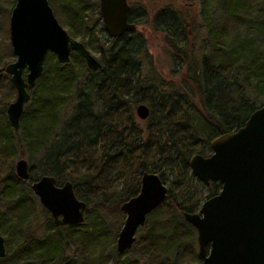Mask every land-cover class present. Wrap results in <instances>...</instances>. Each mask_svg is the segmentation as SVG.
<instances>
[{"label":"trees","instance_id":"trees-1","mask_svg":"<svg viewBox=\"0 0 264 264\" xmlns=\"http://www.w3.org/2000/svg\"><path fill=\"white\" fill-rule=\"evenodd\" d=\"M62 1L68 14L63 19L56 11L59 2L50 0L58 20L67 24L70 36L79 33L77 39L89 49L83 38L91 33L85 6L81 0ZM199 4L201 52L180 50L177 63L184 65L185 77L176 82L136 77L142 40L133 32L106 37L96 47L100 66L95 70L75 51L65 63L47 53L16 130L5 114L14 88L5 81L0 102L5 254L0 264H136L128 252L144 255L147 264H192L197 258L195 230L182 216L200 203V196L194 199L189 191L193 175L187 159L193 152L207 154L212 137L241 125L264 101V0ZM97 18L92 24L100 22ZM153 25L165 32L169 48L180 49L174 44L183 31L178 14L169 10L162 19L154 18ZM4 52L11 54L9 43ZM139 102L148 106L145 119L134 113ZM17 155L25 156L27 179L14 173ZM142 171L157 173L167 186L166 197L146 215L130 248L117 251L113 239L123 215L119 205L136 193ZM41 174L71 181L75 195L88 205L81 222L52 223L29 187ZM204 185V198L219 189L218 181Z\"/></svg>","mask_w":264,"mask_h":264},{"label":"water","instance_id":"water-1","mask_svg":"<svg viewBox=\"0 0 264 264\" xmlns=\"http://www.w3.org/2000/svg\"><path fill=\"white\" fill-rule=\"evenodd\" d=\"M126 9V0H99L101 21L108 36L135 28L133 22L126 21ZM8 40L13 59L4 63L2 70L15 90L14 98L5 106L14 130L47 53L65 63L75 51L88 69L100 66L83 42L59 24L48 0H14L8 16ZM148 112L145 103L134 105L139 119L146 118ZM208 145L207 154L193 152L187 159L196 179L219 182L217 192L204 198L196 211H182L184 220L195 230L196 257L200 264H264V101L241 125L215 135ZM13 168L17 177L28 178L25 158L18 157ZM29 187L54 225L83 220L88 205L75 195L71 181L57 182L53 175L41 174L30 181ZM166 192L167 186L157 173H140L136 193L119 205L123 219L115 236L117 251L130 248L136 230L165 199ZM4 254V236L0 233V257Z\"/></svg>","mask_w":264,"mask_h":264},{"label":"rangeland","instance_id":"rangeland-1","mask_svg":"<svg viewBox=\"0 0 264 264\" xmlns=\"http://www.w3.org/2000/svg\"><path fill=\"white\" fill-rule=\"evenodd\" d=\"M3 1L7 2L8 0H0V66H2L5 62L12 60L13 55L4 52L5 43H8V33H7V18H8V8L10 5H3ZM131 6L138 5L141 10V16H137L135 19L136 29L132 34L142 40L141 52L138 53V57L141 59L140 67L138 71H136V77L138 79H142L144 76H155L158 77V80L163 81H177L178 79L185 77L183 72V66L178 64V59L182 58L181 51H188L194 47L196 50V54L201 52V39L203 36L204 30L202 27H199L201 21L200 15V4L199 0H127ZM168 6L170 10H173L176 14H178L179 18L183 23V31L180 32L179 36L175 37L174 44H176L180 49L169 48L164 42V36H166L165 32L162 30H157L151 24V12L157 6ZM92 20H87L88 26L91 27L89 34H84V39H87L89 42V50L98 57V52L96 47L100 43H104L107 35L103 30H98L100 27V22L95 20L92 24ZM67 27V24H65ZM75 37H79V33L75 34ZM170 37H168L169 39ZM171 42V39H170ZM181 50V51H180ZM194 53V51H193ZM174 65V66H173ZM181 66L182 68L178 67ZM8 79V75L4 72V74L0 73V102L2 101L1 96L3 95V85L5 81ZM135 81V79H134ZM134 81L132 84L135 85ZM150 93V92H149ZM15 95V90L13 97L10 98L12 100ZM145 96L148 95V91H145ZM9 102V101H8ZM7 104V103H6ZM145 119V118H144ZM208 152V151H206ZM18 157L25 156H15L14 161ZM191 185L189 186V191L193 192L194 199L198 196L199 201L201 202L204 199V196L207 192V188L201 181L196 179L194 176L192 178ZM169 186V184H168ZM197 191H196V190ZM195 191V193H194ZM176 190L174 191V193ZM173 193V194H174ZM200 204V203H199ZM197 210V208H196ZM123 214V213H122ZM123 215H121L119 219V225L122 221ZM35 223V221H33ZM196 241V240H195ZM115 242V238L113 239V243ZM197 250V245L195 242V253ZM129 258L133 259L136 264H147L144 255L138 254V252L127 253ZM180 264H185L181 262ZM190 264V263H186ZM192 264H200V260L198 258L192 259Z\"/></svg>","mask_w":264,"mask_h":264},{"label":"flooded vegetation","instance_id":"flooded-vegetation-1","mask_svg":"<svg viewBox=\"0 0 264 264\" xmlns=\"http://www.w3.org/2000/svg\"><path fill=\"white\" fill-rule=\"evenodd\" d=\"M55 1H58L59 3H57L56 4V11H57V13H60L61 14V18L63 19V15H68L67 14V8L64 6L65 4L63 3V1L61 0H55ZM82 2H80V3H82L84 6H85V8H84V18H86V19H94V18H97L98 20H100V24H101V27H102V30L104 31V29H103V24H102V21H101V14H100V11H99V0H81ZM96 3H95V2ZM48 2H49V4H50V6H51V8H52V11H53V13H54V15H55V17H56V19H57V21L59 22V24L66 30V26H65V24L66 23H61L59 20H58V18H57V16H56V12H54V9H53V6H52V4H51V2H50V0H48ZM93 2V3H92ZM13 3H14V0H13V2H12V4L9 6V10H8V16H9V12H10V8L12 7V5H13ZM91 3L92 4H94L95 5V7H96V9L98 10L97 12H95L93 9H91ZM126 3H127V9H126V21H129V22H133L134 24H135V28L133 29V30H124L123 32H121L119 35H117V36H113V37H111V36H108V34L105 32V34L107 35V37H109V38H114V37H118V36H120L121 34H124V33H127V32H134V30L136 29V25H137V23H135V19H137V16H141V8L138 6V5H135V6H131L129 3H128V1L126 0ZM170 9H169V7L168 6H164V5H161V6H157V7H155L153 10H152V12H151V19H152V22H151V24L153 25V19L154 18H156V19H162L163 18V16L165 15V13H167L168 11H169ZM66 11V12H65ZM65 13V14H64ZM159 23V22H158ZM153 27H154V25H153ZM157 29V28H156ZM157 30H159V29H157ZM163 31V30H162ZM66 32H67V30H66ZM7 33H8V18H7ZM68 33V32H67ZM8 43H9V40H8ZM9 46H10V44H9ZM6 63V62H5ZM4 65V64H3ZM2 65V66H3ZM2 66H0V70L2 69ZM3 71V70H2ZM4 72V71H3ZM210 181H212V180H210ZM209 182V181H208ZM207 182V183H208ZM207 183H204V184H207Z\"/></svg>","mask_w":264,"mask_h":264}]
</instances>
